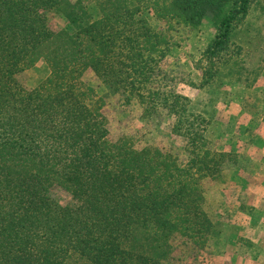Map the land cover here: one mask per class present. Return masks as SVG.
<instances>
[{"label":"trees","instance_id":"trees-1","mask_svg":"<svg viewBox=\"0 0 264 264\" xmlns=\"http://www.w3.org/2000/svg\"><path fill=\"white\" fill-rule=\"evenodd\" d=\"M256 1L0 0V264H165L177 244H222L203 181L223 182L230 158L208 137L215 115L171 88L168 32L209 33L198 87L250 83L264 57L249 66L233 34ZM49 14L62 24L49 25ZM38 64L49 75L28 90L18 75ZM88 70L103 94L85 81ZM111 96L138 101L146 119L170 118L187 163L114 136L103 111Z\"/></svg>","mask_w":264,"mask_h":264},{"label":"rangeland","instance_id":"rangeland-1","mask_svg":"<svg viewBox=\"0 0 264 264\" xmlns=\"http://www.w3.org/2000/svg\"><path fill=\"white\" fill-rule=\"evenodd\" d=\"M260 1L255 2L251 15L233 34V50L239 52L243 46L242 54L251 67H256L264 57V13L258 5ZM150 21L160 32L169 29L168 24L153 15ZM48 22L51 26L62 24L50 14ZM168 35L172 46L164 67L170 75L171 88L215 115L208 137L214 148L230 159L223 166V182L211 178L203 181L206 211L222 223V244L211 252L193 251L177 244L174 260L165 264H264V70L257 78L252 75L250 83L214 82L200 88L196 84L203 73L196 63L209 33L176 27ZM48 75L47 67L38 64L18 75V80L32 90ZM84 79L97 93L105 92L93 71L88 70ZM103 111L114 136L132 135L138 149L157 146L182 165L189 160L182 141L172 134L173 121L165 115L146 119L138 101L122 106L115 96L108 98ZM56 197L63 203L71 200L64 194Z\"/></svg>","mask_w":264,"mask_h":264}]
</instances>
